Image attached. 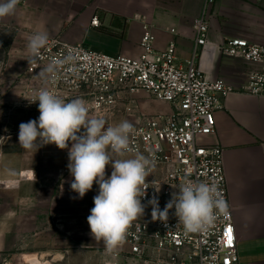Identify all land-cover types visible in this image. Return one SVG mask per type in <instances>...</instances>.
<instances>
[{
  "label": "built area",
  "instance_id": "1",
  "mask_svg": "<svg viewBox=\"0 0 264 264\" xmlns=\"http://www.w3.org/2000/svg\"><path fill=\"white\" fill-rule=\"evenodd\" d=\"M205 0L200 15L194 20L195 44L191 56L177 62L174 42L165 49L155 47V36L146 21L141 25L138 58L122 53L97 51L82 43H70L60 37L48 38L37 63L26 66L20 83L21 105L40 115L38 91L46 88L65 102L82 99L92 118L107 117L124 95L142 91L154 100L169 103V113L147 114L130 123L135 132L130 136L133 156L140 152L151 159L154 169L146 178L148 188L142 198L144 215L134 220L122 245L105 253L117 263L106 264H233L237 262V245L232 207L228 197L223 164V148L219 144H200L196 138L215 129L214 112L231 93L264 97V43L243 37H226L218 46L226 58L253 66L239 86L223 79H207L199 67L201 48L207 45L208 6ZM92 26L99 25L94 16ZM71 57V59H68ZM61 61L55 75L38 77L41 69ZM105 117V118H106ZM106 128L110 125L106 123ZM83 131V130H82ZM187 180L214 183L228 204V211L216 213L213 223L196 233L186 232L169 210L165 224L152 219L153 197L164 209L178 185ZM177 186V187H176ZM158 190V191H157Z\"/></svg>",
  "mask_w": 264,
  "mask_h": 264
},
{
  "label": "crops",
  "instance_id": "2",
  "mask_svg": "<svg viewBox=\"0 0 264 264\" xmlns=\"http://www.w3.org/2000/svg\"><path fill=\"white\" fill-rule=\"evenodd\" d=\"M204 2L19 0L13 15L0 18V26L11 27L28 37L46 33L48 38L60 37L97 51L138 58L141 25L146 21L155 36V47L163 50L169 42H174L176 60L184 62L192 54L196 37L193 23ZM207 10V45L201 48L199 67L209 80L223 79L239 86L244 75L254 67L226 58L218 46L226 37L264 43V0H215ZM94 16L99 19L98 26L91 25ZM143 105L151 114L169 113L173 109L171 104L154 99ZM214 119V131L196 140L223 148L237 245V262L233 264H264V97L231 93L214 112ZM55 148L54 144H49L36 152L23 148L19 153L6 152L5 178L14 181L6 190L7 222L43 223L44 233H56L52 225L56 221L60 235L64 204L54 193L46 192L54 187L45 179L48 168L52 167L56 173L61 169L63 157ZM6 169L15 170L16 176L9 177ZM70 206L77 208L78 204ZM35 229L38 232L42 227L35 226ZM30 234L35 232L30 231ZM37 253L40 258L28 255L30 264H49L41 258L54 255L48 247Z\"/></svg>",
  "mask_w": 264,
  "mask_h": 264
},
{
  "label": "clouds",
  "instance_id": "3",
  "mask_svg": "<svg viewBox=\"0 0 264 264\" xmlns=\"http://www.w3.org/2000/svg\"><path fill=\"white\" fill-rule=\"evenodd\" d=\"M18 3L19 0H0V18L13 15ZM47 42L46 33L29 37V63L38 62L40 51ZM60 63L54 61L41 69L38 77L54 76ZM35 101H39L40 115L38 119L19 125V145L35 152L49 144L61 150L68 149L67 168L73 178L70 188L78 194L73 199H82L94 183L98 185L87 223L94 239L103 240L111 252L123 244L132 222L144 215L145 205L141 201L148 188L146 178L154 169L153 161L138 151L132 158H124L133 152L130 136L135 128L129 121L106 128L104 119L89 116L85 101L77 98L65 102L46 88L38 91ZM109 165L112 171L106 177L105 169ZM6 173L9 177L16 176L13 169H6ZM8 183L14 181L10 179ZM178 188L179 191L172 193L163 210L159 208L156 197L148 201L152 206L153 220L166 224L169 210L174 208V214L186 232L196 233L205 231L215 220L216 213L228 211V204L214 183L187 180Z\"/></svg>",
  "mask_w": 264,
  "mask_h": 264
},
{
  "label": "rangeland",
  "instance_id": "4",
  "mask_svg": "<svg viewBox=\"0 0 264 264\" xmlns=\"http://www.w3.org/2000/svg\"><path fill=\"white\" fill-rule=\"evenodd\" d=\"M29 37L11 27L0 26V138H3L0 139V264H30L28 255L34 254L40 258L37 251L45 247L54 253L51 257L41 255L43 257L41 260H47L49 264H106L108 261L117 263L112 257L108 258L103 240L94 239L87 223L90 210L94 207L93 197L98 193V185L94 183L93 188L82 199H73L78 194L70 188L73 178L67 168L68 149L55 148V151H59L63 157L61 169L56 173L57 171L54 172L52 167L48 168L45 176V179L49 180V185L54 187V190L46 192L54 193L64 204L60 218L62 224L60 235L56 221L52 223L56 233H44L43 223L34 225L28 222L6 221V190L10 183L5 178L4 157L8 151L16 153L22 151L18 140L19 125L39 117L21 105L19 81L26 66ZM151 100L142 91H137L133 95L126 94L119 100L116 108L103 119L110 125H117L124 120L132 122L143 118L151 114L143 105L144 102ZM49 150L52 151L53 148ZM105 171L106 177L110 176L111 166H106ZM72 203L78 204V207H69ZM35 226L39 229L42 227V230L37 232ZM30 231L35 234H30Z\"/></svg>",
  "mask_w": 264,
  "mask_h": 264
}]
</instances>
